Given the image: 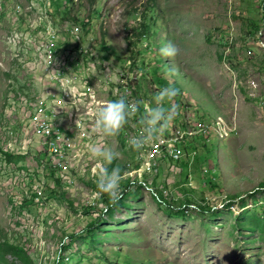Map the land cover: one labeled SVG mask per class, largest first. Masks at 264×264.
<instances>
[{"label":"rangeland","instance_id":"1","mask_svg":"<svg viewBox=\"0 0 264 264\" xmlns=\"http://www.w3.org/2000/svg\"><path fill=\"white\" fill-rule=\"evenodd\" d=\"M48 32V71L89 117L73 121L74 141L67 124L32 129L41 114L66 123L73 112L72 102L43 100ZM168 42L181 49L177 57L159 54ZM95 58L114 66L105 82ZM123 77L126 97L144 111L178 79L179 118L161 141L166 150L188 146L191 168L183 161L151 181V152L130 145L143 112L115 136L96 132ZM84 86L92 95L81 99ZM49 134L51 144L63 136L58 172L42 169L54 154L31 146ZM94 145L120 153L109 170L120 169L125 193L112 209L96 187ZM5 155L19 159L10 164ZM2 238L32 264H264V0H0ZM6 264L22 263L8 256Z\"/></svg>","mask_w":264,"mask_h":264},{"label":"clouds","instance_id":"2","mask_svg":"<svg viewBox=\"0 0 264 264\" xmlns=\"http://www.w3.org/2000/svg\"><path fill=\"white\" fill-rule=\"evenodd\" d=\"M180 52L181 49L171 42L159 49V54L166 58H175ZM178 94L179 90L174 86L161 87L146 111L141 102L129 101L124 95L110 100L96 116V132L103 137L115 136L125 127L130 118L143 112L139 118L140 133L130 140L131 148L141 151L162 139L168 125L178 115V105L174 104ZM91 155L99 161L96 187L101 194L107 196L109 203L114 205L122 198L121 171L118 167H112L109 170V166L120 156V153L109 146L94 145L91 147Z\"/></svg>","mask_w":264,"mask_h":264},{"label":"built area","instance_id":"3","mask_svg":"<svg viewBox=\"0 0 264 264\" xmlns=\"http://www.w3.org/2000/svg\"><path fill=\"white\" fill-rule=\"evenodd\" d=\"M54 36L55 34H50L48 32L46 42L43 46V52L41 54L46 65V74L44 76V81L41 83L43 90V100H48V104H54V106H58V101L60 100L72 102V118H66V123H57L56 120H54L49 114H41L37 121L32 125V129L41 124V122H52V125H56V128L59 124H67L71 127V137L72 141H74L77 129H73V121H80L81 119H86L89 117H82L81 111H78L79 102L73 101V89L65 90V84H59L56 75L49 73L48 71V58L49 53L51 52V48H48V41ZM94 63L101 67L103 81L105 82L106 78L108 77V69L114 66H109L108 61H103L100 63L98 58H95ZM69 69L72 72L78 73V65L75 62H71ZM119 93L120 96H129V85H127L125 77H123L120 81ZM85 95H92V89L84 86V89H82L81 99ZM144 106L145 104H143L142 107ZM173 121L170 123V125H173ZM129 122L137 126V120L129 119ZM51 137L52 134H49L46 138V144L31 146H35V155H37V152L44 155L54 154L53 162H44V160H42V169H56V172H58V163L60 161H55V154H59V151H65L63 145V136L59 135L58 144H51ZM146 149L151 152V158L154 160V170H156V177L151 181H158L159 177H162V175L166 178L167 176H172L173 174L177 173L178 165L183 161L186 163L187 167L189 166L191 168V164L193 165L195 159L193 151H191L188 146L182 147V150H166L161 145V139L156 143L150 144L146 147ZM72 185V181H68V186L71 187ZM102 217H104V214H102L101 218Z\"/></svg>","mask_w":264,"mask_h":264},{"label":"trees","instance_id":"4","mask_svg":"<svg viewBox=\"0 0 264 264\" xmlns=\"http://www.w3.org/2000/svg\"><path fill=\"white\" fill-rule=\"evenodd\" d=\"M27 1H30V0H27ZM150 5V6H149ZM155 7H154V5L153 4H148L147 6H146V10L149 12V11H151V10H153ZM20 20L22 21L23 20V17L21 16L20 17ZM144 20L146 21L147 20V17L145 16L144 17ZM141 28H142V35H144L145 33H147L148 31H149V28L146 26V25H144V24H142L141 25ZM175 74V73H174ZM168 76L169 77V75L166 73V72H164V76ZM176 79V83H174L173 82V85H174V87H177V81H178V79L177 78H175ZM193 144H194V146H196L195 145V143H194V141L192 142V146L191 147H193ZM193 149L195 150V152L197 151L196 150V147H193ZM191 150V149H190ZM197 153V152H196ZM5 159L7 160V162L8 163H13V162H15L16 161V159H19V158H17V157H14V156H12V155H5ZM59 183V182H58ZM129 186V185H128ZM136 188V187H135ZM125 193V192H124ZM124 193H122V197L124 196ZM157 194H158V198H159V200H160V202L162 201V202H165V199L162 197V195L161 194H159V192H157ZM102 195H104V194H101V197H102V199H103V196ZM104 197L105 198H107V196L106 195H104ZM108 199V198H107ZM122 200V198L119 200V201H121ZM109 202V201H108ZM121 202H117V203H115L114 205L113 204H108V206L110 207V209H112V208H114L115 206H117V205H119ZM70 205H71V203H70ZM109 209V210H110ZM113 213V211H111V213L110 214H112ZM104 222V220L102 219V218H100V219H98V220H95V223H97V224H100V223H103ZM96 226V225H95ZM90 230H92V229H90ZM8 256H12L14 259H16L17 261H20L22 264H32V261H31V259L28 257V255H27V253H25L24 252V250H22V249H20L19 247H16V246H14V245H10V243L9 242H7V241H5V239L4 238H2L1 239V241H0V264H6V258L8 257Z\"/></svg>","mask_w":264,"mask_h":264},{"label":"bare ground","instance_id":"5","mask_svg":"<svg viewBox=\"0 0 264 264\" xmlns=\"http://www.w3.org/2000/svg\"><path fill=\"white\" fill-rule=\"evenodd\" d=\"M68 88H69V87H68ZM133 99H134V98H133ZM129 101H131V100H129ZM134 101H135V100H134ZM134 128H136V127H134ZM171 142H172V141H171ZM175 142H177V139L175 140ZM165 144L168 145L169 143H168V142L166 143L165 141H161V145H162V146H164ZM167 145H166V146H167ZM170 150H171V149H170ZM106 212H108V210H106Z\"/></svg>","mask_w":264,"mask_h":264},{"label":"crops","instance_id":"6","mask_svg":"<svg viewBox=\"0 0 264 264\" xmlns=\"http://www.w3.org/2000/svg\"><path fill=\"white\" fill-rule=\"evenodd\" d=\"M37 139H38V140H40V138H39V137H38Z\"/></svg>","mask_w":264,"mask_h":264}]
</instances>
